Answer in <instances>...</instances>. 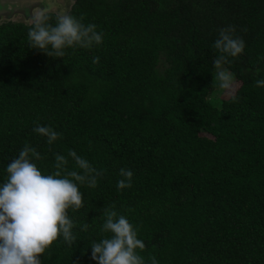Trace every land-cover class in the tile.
<instances>
[{
    "label": "trees",
    "instance_id": "16d2710c",
    "mask_svg": "<svg viewBox=\"0 0 264 264\" xmlns=\"http://www.w3.org/2000/svg\"><path fill=\"white\" fill-rule=\"evenodd\" d=\"M66 13L103 42L53 58L28 47L32 22H0V176L25 145L42 170L75 150L100 173L70 213L75 242L41 264H96L104 211L135 227L146 264H264V0H72ZM228 26L245 49L222 65L239 84L221 99L213 44ZM121 168L133 177L117 190ZM66 170L80 171L70 157Z\"/></svg>",
    "mask_w": 264,
    "mask_h": 264
},
{
    "label": "clouds",
    "instance_id": "9594fccd",
    "mask_svg": "<svg viewBox=\"0 0 264 264\" xmlns=\"http://www.w3.org/2000/svg\"><path fill=\"white\" fill-rule=\"evenodd\" d=\"M31 20L28 47L53 58L65 57L67 49H90L103 42V33L94 23L85 24L82 17L66 12L57 14L54 23L49 22L46 11L32 14ZM234 31L231 26L221 28L213 44L219 53L213 61V79L221 90L233 92L234 76L222 65L244 52L245 41ZM255 85L264 87V79L256 80ZM33 132L44 137L48 145L60 135L51 126L40 124ZM68 157L80 171L66 170ZM40 159V152L25 145L0 176V264H41L42 254L53 242L62 239L71 246L76 240V225L70 213L83 207L80 186H97L100 173L75 150H69L67 157L57 153L50 172L36 163ZM119 174L122 179L116 183L117 190L130 187L133 171L121 168ZM102 216V231L110 235L91 243V259L96 264H146L139 254L145 243L129 220L115 211H104ZM87 229V224L80 227L81 231ZM150 264L159 262L151 257Z\"/></svg>",
    "mask_w": 264,
    "mask_h": 264
},
{
    "label": "flooded vegetation",
    "instance_id": "af4514ba",
    "mask_svg": "<svg viewBox=\"0 0 264 264\" xmlns=\"http://www.w3.org/2000/svg\"><path fill=\"white\" fill-rule=\"evenodd\" d=\"M55 2H60V4L62 3V1L67 2L68 4L71 3L72 0H54ZM31 4V5H30ZM48 0H36V1H31L27 4H25L24 6L20 7V9L15 10L14 12L10 13V11L7 10V16H1L0 15V22L3 21H7V20H13V21H28V19L26 18L25 13L27 12V10H29V7H31V12L34 13H39L43 11V8H46L48 6ZM66 4V3H64Z\"/></svg>",
    "mask_w": 264,
    "mask_h": 264
},
{
    "label": "water",
    "instance_id": "95a60500",
    "mask_svg": "<svg viewBox=\"0 0 264 264\" xmlns=\"http://www.w3.org/2000/svg\"><path fill=\"white\" fill-rule=\"evenodd\" d=\"M36 1V0H0V15L1 16H7V10L10 11V13L14 12L15 10L20 9V7L24 6L25 4ZM66 3V4H64ZM22 5V6H20ZM31 5V4H30ZM60 9H50V8H43V11H55L57 13L66 12L69 8V4L65 1H62L61 4H59ZM33 12H31V7H29V10L25 13L26 18L29 22H32L31 16Z\"/></svg>",
    "mask_w": 264,
    "mask_h": 264
},
{
    "label": "rangeland",
    "instance_id": "374dc122",
    "mask_svg": "<svg viewBox=\"0 0 264 264\" xmlns=\"http://www.w3.org/2000/svg\"><path fill=\"white\" fill-rule=\"evenodd\" d=\"M48 3H49V4H48L47 8H50V9H56V8H58V9H60V6H59L60 2H55L54 0H48ZM238 84H239V83L234 82V89L237 88ZM234 91H235V90H234ZM232 93H233L232 90H229V91H224V90H223V92H222V94L219 96V98H221V99H225V98L229 97Z\"/></svg>",
    "mask_w": 264,
    "mask_h": 264
}]
</instances>
